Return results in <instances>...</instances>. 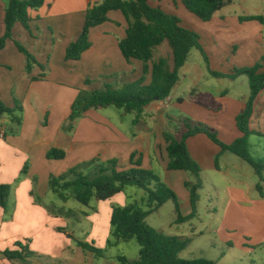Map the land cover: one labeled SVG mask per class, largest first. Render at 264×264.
Masks as SVG:
<instances>
[{"label":"crops","instance_id":"1","mask_svg":"<svg viewBox=\"0 0 264 264\" xmlns=\"http://www.w3.org/2000/svg\"><path fill=\"white\" fill-rule=\"evenodd\" d=\"M102 1L104 0H46L40 11L46 20H55V29L60 33V22L65 18L68 26L66 31L72 38L64 39L62 48L60 39H54L55 52L53 59L48 58L51 66L47 76L44 67L39 63L43 72L37 75L35 73L28 75L24 72V78L15 87L16 93L19 94L15 96L16 99L23 102L21 108H24L26 103L32 102L38 109L35 116L31 113V117H28L27 107H25L21 131L13 136L7 135L6 128L12 122L11 117L5 115L0 120V184L12 186L7 209L4 210L0 206V252L16 249L15 245L18 241L32 239L35 251L45 253L55 261L49 264H97L98 257L85 252L77 242L95 244L97 248L103 249L109 243L105 231L97 227L98 222L91 231L92 234L88 232L89 238L83 240L74 237L71 233L68 234L73 238H69L67 234L59 231L62 229L59 222L63 220L64 210L70 200L62 201L63 204L59 206L49 197L51 176L59 177L70 169L95 159L104 162L117 161L119 170H127L131 167L132 157L135 156L134 162L142 161L144 169L155 173L174 190L175 185L185 187L187 182L192 181L187 172L168 170V144L164 135L166 133L175 135L184 119H191L215 129L220 140L228 145L243 137L237 126V117L246 108L251 92L239 95L236 90L240 78L236 81L217 79L210 72L230 74L237 69V66L246 68L262 63L264 52L258 45L263 39H258L257 33L258 30H263V27L259 25L264 23L244 20L247 17L260 16L237 12L226 14L233 4L222 9L210 22L205 23L191 14L181 0H151L150 4L161 8L169 15L178 17L184 28L198 34V29H207L205 32L209 34L210 39H203L201 36V44L210 62L209 66L206 68L202 66L206 61L199 50L200 59L193 62L194 50L191 52L188 62L180 70V81L169 97L171 104L168 108L164 106V101L154 102L138 119L136 115L123 110L118 113H113L110 108L91 110L74 123L73 130H68L73 103L81 92L90 91L99 80H104L103 83L106 85L112 84L109 80H116V87H122L120 85L123 79V83L128 85L139 81L144 76V64L137 60L127 62L121 53L119 45L126 37L128 23L120 12H111L109 22L91 30L92 47L83 54L80 61L65 60L69 45L78 41L83 33L87 10ZM5 10L6 4L0 0L3 22ZM242 10L245 8L243 7ZM32 13L30 15L34 21L35 16ZM19 26L22 25L18 24L14 31ZM95 31L99 32L97 37L103 39H92L91 34ZM4 34L5 27L0 39ZM111 34L112 38L104 39ZM13 41L14 39L8 40L6 48L0 52V59ZM166 46H169L167 42L157 50L162 48L167 50L166 55L170 56L169 67L173 70L172 50ZM61 50L63 51V68H61ZM160 55L155 59L154 54L153 63L165 59L162 52ZM237 59L244 63L237 65ZM0 65L3 68L11 67L6 62H0ZM149 66L152 67V64ZM208 77L213 78L216 83H212L207 79ZM146 79V84H150L151 75H148ZM64 87L68 97L61 98ZM192 92L211 94L222 106V110L213 112L203 107L197 99L189 98ZM3 93H5L4 87L0 84V99L5 105L8 102L7 107L10 109L17 108L15 98L13 97L12 101L7 98L6 102L4 98L6 95ZM64 99H66L65 102ZM250 131L258 133L249 138L251 154L252 140L257 137L260 149L257 153L258 161H264V92L256 100ZM187 147L191 157L201 167L202 173L216 172L223 176H231L234 172L237 174L236 186L228 189L229 196L223 212L222 226L226 227L225 231L240 229L243 234H246L244 228L252 229L255 235L260 236L259 243L262 242L264 240V198L257 191V185L261 183L259 176L253 170L259 181H248L251 176L245 169L244 164L247 163L237 156L241 163L234 161L231 157L234 154L223 152L203 134L190 138L187 141ZM53 149L64 151L66 158L61 161L48 160L47 154ZM217 158H219V168L216 167ZM26 165L27 174H22ZM126 192L98 203L100 210H105L107 223L111 224L113 207H108L106 204L117 200L122 205H126L129 198ZM142 192L140 194L144 199L146 193ZM184 200L186 205L191 207L188 191L184 193ZM58 207L61 208V212L56 213L53 209ZM95 218L94 216L93 219ZM96 237H99L98 241L95 240ZM220 237L224 244L230 246V235H220ZM120 242L115 241L114 245ZM66 249H73L76 254L73 259L61 263L59 261L64 257L63 253ZM244 250L245 253L252 254V251ZM0 264L21 263L9 262L2 257ZM31 264L38 263L34 261Z\"/></svg>","mask_w":264,"mask_h":264},{"label":"trees","instance_id":"2","mask_svg":"<svg viewBox=\"0 0 264 264\" xmlns=\"http://www.w3.org/2000/svg\"><path fill=\"white\" fill-rule=\"evenodd\" d=\"M46 0H7L5 10V34L0 39V52L13 39V32L18 24L26 30L30 29L32 21L30 13L38 11L45 5ZM151 0H104L90 7L86 12L83 33L78 41L69 45L66 51L67 62H77L84 53L92 47L90 32L109 22L111 12H120L128 23L126 37L120 42V50L127 62L132 60L144 64V76L137 82L122 87L105 85L103 90L87 93L81 92L73 103L68 130H73L74 123L91 110H100L114 107L140 118L146 108L154 102H163L168 99L180 81V70L188 62L191 52L199 50L205 61L208 57L201 44V36L181 25V20L167 14L161 8L153 7ZM174 1V0H173ZM185 8L201 21L210 22L215 15L225 7L233 4L234 0H181ZM246 21H260L263 17H247ZM165 42L168 43L173 54V70L166 59L153 63L155 51ZM19 51L27 54L29 62L37 63L35 58L26 49L16 42ZM152 64V67L149 66ZM28 69L30 68L28 64ZM217 79L236 81L246 76L250 85V98L246 108L237 117V126L243 137L232 144L223 143L218 132L202 123L191 119H184L175 135L165 134L168 144V170L183 171L196 178V182H187L185 187L190 193L191 214L184 217L181 214L179 198L176 192L166 185L155 173L142 167V161L134 162L127 170H119L117 161L104 162L95 159L70 169L65 174L51 176L49 189L61 201L68 202L74 199L85 207H91L93 201L105 202L114 196L123 193L128 188H138L146 193L149 211H142L138 206L113 207L111 226L115 228V236L121 242L135 240L140 247V257L137 261H130L120 256V264H216L207 259L186 261L180 258L192 243L191 238L172 237L159 232L149 226L147 218L158 212L159 209L173 202L178 214L177 224L192 222L198 217L199 192L203 188L201 181V167L191 157L187 141L197 135L207 136L219 146L223 152H229L246 162L261 179L257 191L264 198V161H257L251 154L249 138L258 134L250 131V123L255 113V103L260 94L264 92V57L262 63L253 67L235 69L230 74L210 72ZM151 75V83L146 84V77ZM87 83H90L87 81ZM190 99H197L203 107L213 112H220L222 106L211 94L192 92ZM16 110L8 108L0 99V120L9 115L12 122L22 124ZM22 112V110H21ZM66 158L62 150L53 149L48 152L47 159L61 161ZM219 168V158L216 159ZM27 165L22 174H27ZM12 186L0 184V206L6 210L11 197ZM69 238H73L64 229H60ZM110 243V242H109ZM85 252H90L98 258L106 257V250L99 249L95 244L77 242ZM16 249L0 252V256L9 262L29 264L37 255L28 245L16 243Z\"/></svg>","mask_w":264,"mask_h":264},{"label":"rangeland","instance_id":"3","mask_svg":"<svg viewBox=\"0 0 264 264\" xmlns=\"http://www.w3.org/2000/svg\"><path fill=\"white\" fill-rule=\"evenodd\" d=\"M3 2L7 5V0H3ZM245 10H242V8ZM43 8V7H42ZM42 8L38 11H32V15L35 16L34 21L30 23V29L26 30L22 26H19L13 33V39L15 42L21 44L26 51L32 55L37 61L36 64L33 62H29L28 56L25 53L19 51L16 43L13 41L11 46L4 52L3 56L0 59V62H6L8 66H11L10 69L6 67H2L0 65V84L3 85L6 95L4 98L7 102V98L12 101L13 97L17 102V108L14 107L13 110H16V114L18 117L24 119V110L27 107L28 117L32 114L35 116V112L37 107L32 103H26L24 108L23 102H20L16 99L15 96L19 94L16 93V85L20 84L22 79L24 78V72H27L28 75L41 74L43 71L39 67V63H41L42 67H44L45 75L47 76L49 71V60L48 58L53 59L54 55V39H60L61 48L63 47L64 39H71L72 37L68 36L67 22L64 19H61V33L56 31L55 29V20H46L43 14L40 12ZM238 13V14H250L253 16H260L264 18V0H234L233 5L227 10V13ZM2 12H0V37L4 32V22L2 20ZM68 14V13H65ZM39 18V19H37ZM260 24V23H259ZM263 27V30H258V39H263L260 42L259 49L264 52V24L259 25ZM200 36L203 39H210V36L206 28L198 29ZM99 32H93L91 34L92 39H103L97 37ZM111 35H107L104 39L112 38ZM115 37V36H114ZM262 37V38H261ZM167 45V44H166ZM165 47V46H164ZM169 49V46H166ZM160 52L163 53L164 58L168 60L170 56L166 55L167 50L162 48L161 50L155 51V59L161 56ZM212 53V51H209ZM62 55L63 51L61 50V68L62 66ZM200 53L198 50L193 51L192 61L194 62L196 59H200ZM210 63V62H209ZM209 63L203 62L202 66L207 67ZM237 65L243 64L242 60L237 59ZM28 64L30 68L28 69ZM27 65V66H26ZM236 65V66H237ZM54 71V66H52ZM237 69H241L240 66L236 67ZM125 77V76H124ZM123 77V78H124ZM212 83H216L213 78L208 77ZM104 80H99L95 83V86H92L90 91L87 93H91L93 91L103 90L105 88L106 83H103ZM112 82V86H116V80H109ZM106 82V81H105ZM124 82V79H123ZM121 83L120 86L127 85V83ZM15 89V91H14ZM250 92L249 80L246 76L240 77V80L237 82V90L236 93L239 95H246ZM67 93V94H66ZM67 95V96H66ZM68 97V92H66V88L64 87L63 92L61 93V98ZM64 102L66 99L63 100ZM9 103H6V106ZM9 108V107H8ZM13 108V107H12ZM36 108V109H35ZM110 111L113 113H118L120 110L114 107H108ZM22 110V112H21ZM34 110V111H33ZM63 108L61 107V112ZM32 113V114H31ZM181 126V125H180ZM179 126V128H180ZM7 135L13 136L20 133L21 124H17L15 122H11L8 124ZM11 129L13 131H11ZM258 141L257 137L252 140V154L253 157L258 161L259 155L258 150ZM234 161L241 163V160L234 155H231ZM245 165V169L249 172L248 174L251 178L248 181L254 180L259 181V178L254 174L253 169L247 165ZM190 176V180L192 182H196V178L188 173ZM236 173H232L231 176H223L216 172H203L201 173V181L203 184V188L199 192L200 201L198 203V217L194 219L192 222L186 224H177L176 221L178 219V214L176 212V206L171 201L162 206L158 212L150 215L146 222L149 226L154 228L155 230L162 232L168 236L172 237H181V238H191L192 243L191 246L180 255L182 260L191 261L198 259H207L216 262V264H264V240L259 243L260 236L255 235L252 229H246V234L240 229L225 231L226 227H223V212L224 208L227 206L228 201V189L230 187L236 186ZM164 176V175H163ZM24 178V177H23ZM160 178V177H159ZM165 183V182H164ZM167 185V184H166ZM174 191L176 192L180 207L181 214L185 217L187 214L191 213L190 205L187 206L184 200V193L188 191V189L184 186L175 185ZM126 195L129 197L127 199L126 205H122L120 202L112 201L110 204H106L108 207H129V206H138L142 211H149L150 208L147 205V197L145 196V200L142 199L140 193H143L142 190L138 188H128L126 190ZM189 192V191H188ZM254 193V192H253ZM49 197L52 198L55 203L59 206L63 204V202L52 192H49ZM46 203H48L46 201ZM98 201H93L91 207H85L79 204L74 199L70 200L67 208L64 210V216H62L63 220L59 222L61 228L64 229L67 233H71L74 237L85 239L89 238L88 232L92 234V230L94 229L96 223L98 222V228L102 231H105L107 235V240L110 243L103 248L106 250L105 258H97V264H120L117 260L118 257L123 256L128 258L130 261H137L140 257V247L138 243L133 240L129 242H120L118 245H114L115 241H118L115 236V228L111 226V224L106 221L105 210L101 211L98 207ZM56 213L61 212V208L53 209ZM96 217L93 219V217ZM42 227V223H41ZM240 227H244V225H240ZM85 231H87L85 233ZM108 231V232H107ZM220 235H230V246L223 243ZM224 238V236H223ZM95 240H99V237H96ZM34 240L29 239L27 241H18L16 243H22L29 246L31 251L35 252L37 255L36 259L31 260V262H37L38 264H49L54 263L53 258L45 253H38L33 249ZM252 251V254L245 253L244 250ZM74 251V253H73ZM64 257L59 262L69 261L74 258L76 252L73 249H66L64 251ZM225 254V255H223ZM2 258V256H0ZM31 262L29 264H31Z\"/></svg>","mask_w":264,"mask_h":264},{"label":"built area","instance_id":"4","mask_svg":"<svg viewBox=\"0 0 264 264\" xmlns=\"http://www.w3.org/2000/svg\"><path fill=\"white\" fill-rule=\"evenodd\" d=\"M170 104H171V100L168 98V99H166L165 101H164V106L166 107V108H168L169 106H170ZM4 135V133L2 134V136Z\"/></svg>","mask_w":264,"mask_h":264}]
</instances>
